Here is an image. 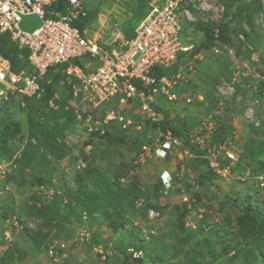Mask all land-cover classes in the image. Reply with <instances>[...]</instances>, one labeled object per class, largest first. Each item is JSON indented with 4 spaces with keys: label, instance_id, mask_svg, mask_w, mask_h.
I'll return each mask as SVG.
<instances>
[{
    "label": "rangeland",
    "instance_id": "obj_1",
    "mask_svg": "<svg viewBox=\"0 0 264 264\" xmlns=\"http://www.w3.org/2000/svg\"><path fill=\"white\" fill-rule=\"evenodd\" d=\"M257 1L260 4L252 5L258 7V11L248 22L246 9ZM82 2L89 19L83 28L86 36L106 45L126 38L146 10L141 0ZM199 3L193 0L194 8L188 7L191 21L182 20V40L194 49L199 47L214 24L212 18L218 15L220 26L231 24L233 28L230 45L235 50L237 62L245 65L254 77L240 78L233 94H225L227 99L221 102L223 96L219 89L227 91L234 70L226 55L214 56L210 49H202L195 57H189L191 70L186 62L177 64L176 69L183 77L175 92L183 98L201 96L203 101L169 102L156 93L153 106L167 113L170 126L178 136L204 135V144L195 147L200 151L209 143V134L231 129L230 135L222 137L221 142L226 143L234 161L225 155V151H220L217 159L221 166L229 167L233 176L245 170H249L252 177L264 176L263 103L254 107V116L262 130L250 126L242 117L254 106V101L261 102L264 96V75L260 71L264 65V15L260 22L264 0H200ZM220 6L223 12L217 13L216 8L219 10ZM238 34L244 36L245 42L236 41ZM81 61L85 63V60ZM54 92L60 96L58 110L44 111L47 115L59 111L68 114L58 121V124L64 123L59 139L65 146L66 155L54 163L49 184L63 191L67 200L75 201L78 209L74 216L61 218V210L52 204V198L36 194L39 185L36 179L41 174L38 163L20 174H16L15 169L6 174L0 179V264H55L47 256L45 243L49 240L73 243L81 223L78 211L87 214L91 239L80 246L72 245L65 264H135L128 253L135 246L143 248L142 264H224L234 252L241 253L234 264H264V189L253 178L243 182L223 180L214 176L204 163L181 158L175 149L159 153L160 131L140 115L135 101L123 106L111 101L89 114L94 122H100L106 110H115L138 124L139 131L132 128L126 134L117 124H112L108 133L114 141L96 139L85 147L89 134L75 120L69 90L55 85ZM19 101V98H13L7 104L0 102V151L4 148L2 137H5L7 151L4 156L7 159L16 157L15 162L27 142L28 107L33 110V115L39 112L37 103L31 101L22 108ZM15 124L18 125L16 132ZM117 139H123L125 143L121 145ZM142 145L150 148V158L137 167L128 183L121 184L120 178L131 170L135 152ZM78 163L84 165L79 171L76 169ZM167 176L172 187L164 195L162 188L157 191L155 187L162 185L161 179ZM132 186L137 191L131 195L136 200H144L139 208L129 206L130 197L124 195ZM184 195L190 196L192 204L189 213L183 217L187 227L182 221L184 230L181 231L178 227L184 212L181 202ZM117 202L126 208L125 224L114 233L102 218ZM42 206L47 209L42 210ZM241 207L249 209L250 216L258 226L261 225L263 232L246 246L243 253V245L253 228L240 216L238 209ZM149 211L158 212L159 217L150 220ZM13 216L21 229L7 225L6 219ZM139 228L153 232L149 241L141 240ZM4 230H9L10 242L4 240ZM44 234L47 239L38 246L37 242ZM94 244L100 245L106 253L97 254L93 250Z\"/></svg>",
    "mask_w": 264,
    "mask_h": 264
},
{
    "label": "built area",
    "instance_id": "obj_2",
    "mask_svg": "<svg viewBox=\"0 0 264 264\" xmlns=\"http://www.w3.org/2000/svg\"><path fill=\"white\" fill-rule=\"evenodd\" d=\"M57 0H0V34L7 33L10 40L16 44L18 49L28 51V64L24 69L18 72L11 70L10 62L7 58L0 55V102L7 104L13 98H19V106L24 108L25 103L22 99L40 100L45 95V89L42 86L43 77L56 67L64 66L63 75L65 82L70 86V95L72 100V110L75 120L82 124L86 133H98L103 135L106 129L117 124L122 132L128 134L133 128L140 130L138 124L133 123L128 117L116 112L115 110H106L100 122H94L90 112L101 109L102 106L117 101L123 106L130 100L137 101L140 115L152 124H157L161 116L156 112L151 104L153 97L159 93L169 102L182 100L185 104L192 101L202 102L203 98L181 97L172 89L182 79L181 71L164 75H156L155 68L169 69L177 64L178 57L184 55V62L189 66V55L192 52L193 45L186 44L181 37L183 18L191 21L188 7H193V0H151L148 4L146 15L138 21L132 29L129 38L116 40L111 45L101 43L99 40L86 36L85 31L81 32L73 23L85 16L86 12L82 0H66L67 7L64 12L49 10L48 7ZM211 1V0H208ZM199 3L200 0H197ZM200 7V3L198 4ZM223 12L220 6L216 12ZM36 15L42 20V25L34 33L28 34L18 28L20 17L23 15ZM264 15V9L260 14V22ZM51 16L52 18L48 17ZM214 22L210 28L212 32V45L210 51L214 56L226 55L233 71L230 83L227 84V91L219 89L223 96L221 102L226 98L225 94L232 95L235 86L240 78L254 77L251 71L245 65H239L235 56V50L230 44L221 40L220 22L221 17L212 18ZM233 30L229 24V33ZM237 42H245L244 36L238 34ZM72 59L79 61L78 64L71 63ZM81 60H85L82 63ZM189 70L191 67L189 66ZM264 75V65L260 68ZM63 86V81L59 82ZM226 85V84H225ZM183 98V99H181ZM60 96L57 92L47 100V107L50 110H58ZM259 103L264 105V96L259 101H254V106L243 113V119L250 126L261 129L260 123L254 116V107ZM76 104V105H75ZM221 104V103H220ZM211 127V124H209ZM210 135V134H209ZM159 153L166 150L175 149L181 158L190 159L192 154L183 145L182 140L174 137L170 131L160 132ZM189 142L194 145L204 144V135H194L189 137ZM207 167L214 176L223 180H234L243 182L253 178L260 188L264 189V176H251L249 170H245L237 176L231 174L229 167H223L217 159L220 151H225V155L233 160V155L226 148L225 142H218L216 145L204 146ZM150 148L142 145L135 160L131 165V170L119 182L128 183L137 167L150 158ZM15 158L7 159L0 151V179L12 172L15 168ZM84 168L82 163H78L76 169L79 171ZM163 194L172 187L170 178H162ZM38 196L53 198L63 195V191L52 186L38 185L36 187ZM63 203H67V198L63 197ZM182 203H186L190 209L191 202L187 196H183ZM144 204L143 199L135 201V207L139 208ZM149 219L153 220L159 217L155 211L148 212ZM81 223L73 243L67 244L64 241L49 240L46 245L47 256L55 264H65L70 257V247L80 246L91 239L89 225L86 221L87 214L82 212L80 215ZM7 225L22 228L17 222L15 216L6 219ZM138 233L142 241L150 240L152 231L139 228ZM4 240L11 241L9 230L2 232ZM93 250L104 255L106 251L96 245ZM128 253L133 258H141L142 253L134 249H129Z\"/></svg>",
    "mask_w": 264,
    "mask_h": 264
},
{
    "label": "trees",
    "instance_id": "obj_3",
    "mask_svg": "<svg viewBox=\"0 0 264 264\" xmlns=\"http://www.w3.org/2000/svg\"><path fill=\"white\" fill-rule=\"evenodd\" d=\"M150 1L151 0H141L146 10L141 16V18L139 19V21L146 15L147 10H148V4ZM252 4H260V3L258 1L255 3L252 2L247 7L246 9L247 17L246 18L248 22H250L253 19L255 13L258 11V7L255 8V6L253 7ZM66 7H67L66 0H57L56 2L52 3L48 7V9L56 11V12H64ZM48 17L52 18L51 16H48ZM88 21L89 19L87 18V14H85L84 17L76 20L73 23V25L78 27L79 30L83 32L84 31L83 28L87 24ZM220 30L222 32L220 36L222 42L226 44H231V38H230L231 33H229L228 24H222L220 26ZM131 33H132V29L128 31L126 38H129L131 36ZM211 45H212V32H211V29H209L206 33V38H205L204 43L195 49L193 46L192 52L190 53L189 57L191 58L195 57L202 49H210ZM0 55H2L3 57L9 60L10 65H11V70L13 72H18L19 70L24 69L28 64V55H29L28 51L25 49H22V50L18 49L16 44L10 40V37L7 33L0 34ZM184 57H185L184 55H180L178 57L177 64L184 62L183 60ZM71 63L78 64L79 61L76 59H72ZM177 64H175L173 67L169 69L155 68L154 72L159 77L171 74L177 71L176 69ZM63 69H64V66L56 67L53 70H50L49 72H47V74L43 77L41 83L45 89V95L42 99L40 100L22 99L26 105L29 104V102L31 101L37 103L38 105L36 108L38 109L39 112L36 115H33L32 114L33 110H29L31 108L28 107L27 142L20 153L19 159H17L15 162V165H16L15 170H16V174H20L26 169H33V164L38 163L39 165L38 169L40 170L41 174L36 179V182L39 185L50 186L49 177L54 169L53 168L54 163L61 161L66 155L65 148H64L65 146L62 143V141L59 139V137L61 136V134H63V131H64V127H63L64 123L58 124V121L64 118L63 115L66 116L68 114L67 113L62 114L63 112L59 111V112H53L51 115H47L46 112L44 111L45 109H48L47 100L53 94L55 85H59L60 81H63V86L69 90V94H70V86L65 82V78L63 75ZM48 79H50L49 82H48ZM175 90H176V86L172 89V91L175 92ZM133 101L135 100H130V102H133ZM152 108L155 109L158 113H160L162 117L161 120L157 124H153V126L156 129H158L160 132L170 131L174 137L182 140L183 145L186 148H188V150L192 154V158L190 159L194 160L195 163L202 162L205 165H207L206 160L203 159L205 151L204 150L200 151L199 149H196L195 148L196 145L191 144L189 142L190 136H178L177 134H175V130L170 126V123L168 121L167 113L161 112L160 110L156 109L153 106V104H152ZM14 127H15V132H16L18 130V125L15 124ZM108 131L109 130L107 128L105 134L103 135H99L98 133L89 134V138L87 142L84 144V146L88 147L92 145V143L96 139L108 138L111 141H114L115 138L111 137ZM230 132H231V129L228 128L227 132H225V130L223 129H220V131L217 132L216 134H210L209 136L210 140H209L208 145L210 146L216 145L218 142H221L222 137L229 136ZM2 141L4 142V144H2L4 147L2 150V153L4 154L7 151V148L5 147L6 138L2 137ZM116 142L123 145L125 143V140L117 139ZM137 152L138 151L136 150L135 155L137 154ZM161 188H162V185L159 184L155 187V190L159 191ZM136 191L137 189L135 188V186L134 187L132 186L124 194L130 197V201L128 203L129 206L135 207V201L137 200L131 194H133ZM62 194L63 195L53 197L52 204L56 207V209L61 210V214H62L61 218L65 219V218L74 216V214H76L77 212L78 207L75 204V201H71V200L70 201L67 200V203L64 204L62 200H63V197H65V194L64 192ZM188 199L190 200V202H192L190 196H188ZM182 204H183L182 206L184 207V212L180 216V225L178 227L181 231L184 230L182 221L184 222V226L187 227L185 224V221L183 220V217L185 216L186 213H189L188 205L186 203H182ZM41 209L46 210L47 206H42ZM112 209L113 210L110 212H108L109 210H106V214L103 215L102 220L106 224V227L108 229L116 233L121 228L124 227V224H125L124 212L126 213V208L123 204H120L119 202H117V205L113 207ZM248 210L249 209L247 207H241L238 209L239 213L241 214L240 216H242V218L245 219L246 221L250 222L253 228V231L250 233V235L245 241V244L243 245L242 253L246 251L247 245L253 243L263 233L261 225L258 226L256 220L250 216ZM81 213L82 212L78 211L79 216L81 215ZM46 239H47V234L42 235L40 238V241L37 242V245L40 246L46 241ZM182 242L186 243L187 240H182ZM46 245L47 243H45V246ZM94 246H96V244H94ZM134 250L137 252H141V253L143 252V248L140 246H135ZM239 253L234 252L224 264H234L235 262L239 261ZM132 260L134 261L135 264L143 263L142 258H133Z\"/></svg>",
    "mask_w": 264,
    "mask_h": 264
},
{
    "label": "water",
    "instance_id": "obj_4",
    "mask_svg": "<svg viewBox=\"0 0 264 264\" xmlns=\"http://www.w3.org/2000/svg\"><path fill=\"white\" fill-rule=\"evenodd\" d=\"M42 25V20L36 15H23L20 17L18 28L25 33L32 34Z\"/></svg>",
    "mask_w": 264,
    "mask_h": 264
},
{
    "label": "crops",
    "instance_id": "obj_5",
    "mask_svg": "<svg viewBox=\"0 0 264 264\" xmlns=\"http://www.w3.org/2000/svg\"><path fill=\"white\" fill-rule=\"evenodd\" d=\"M136 103H137V101H136ZM153 104V103H152ZM152 104H151V106H152ZM137 106H138V104H137ZM155 110V109H154ZM156 111V110H155ZM157 112V111H156Z\"/></svg>",
    "mask_w": 264,
    "mask_h": 264
}]
</instances>
